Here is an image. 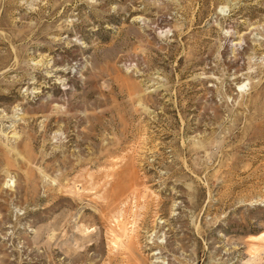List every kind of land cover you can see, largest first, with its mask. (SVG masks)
<instances>
[{"label":"rangeland","instance_id":"1","mask_svg":"<svg viewBox=\"0 0 264 264\" xmlns=\"http://www.w3.org/2000/svg\"><path fill=\"white\" fill-rule=\"evenodd\" d=\"M0 264H264V0H0Z\"/></svg>","mask_w":264,"mask_h":264},{"label":"bare ground","instance_id":"2","mask_svg":"<svg viewBox=\"0 0 264 264\" xmlns=\"http://www.w3.org/2000/svg\"><path fill=\"white\" fill-rule=\"evenodd\" d=\"M242 86V85H241Z\"/></svg>","mask_w":264,"mask_h":264}]
</instances>
